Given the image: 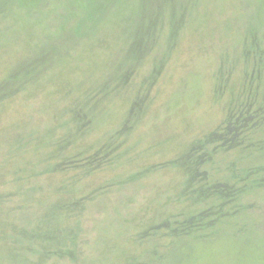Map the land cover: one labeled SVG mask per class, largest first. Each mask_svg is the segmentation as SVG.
Wrapping results in <instances>:
<instances>
[{
	"label": "rangeland",
	"instance_id": "rangeland-1",
	"mask_svg": "<svg viewBox=\"0 0 264 264\" xmlns=\"http://www.w3.org/2000/svg\"><path fill=\"white\" fill-rule=\"evenodd\" d=\"M0 264H264V0H0Z\"/></svg>",
	"mask_w": 264,
	"mask_h": 264
}]
</instances>
